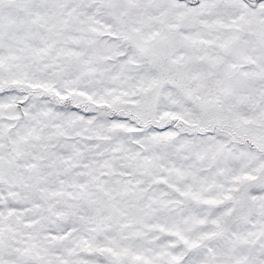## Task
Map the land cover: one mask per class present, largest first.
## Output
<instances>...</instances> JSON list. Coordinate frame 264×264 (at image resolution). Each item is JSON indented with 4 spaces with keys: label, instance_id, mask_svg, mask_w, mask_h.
I'll return each instance as SVG.
<instances>
[{
    "label": "snow or ice",
    "instance_id": "1",
    "mask_svg": "<svg viewBox=\"0 0 264 264\" xmlns=\"http://www.w3.org/2000/svg\"><path fill=\"white\" fill-rule=\"evenodd\" d=\"M0 264H264V0H0Z\"/></svg>",
    "mask_w": 264,
    "mask_h": 264
}]
</instances>
